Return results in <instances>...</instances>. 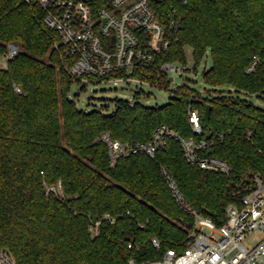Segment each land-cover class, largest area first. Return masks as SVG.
<instances>
[{"label":"trees","instance_id":"trees-1","mask_svg":"<svg viewBox=\"0 0 264 264\" xmlns=\"http://www.w3.org/2000/svg\"><path fill=\"white\" fill-rule=\"evenodd\" d=\"M164 5L180 13L182 27L161 61L186 64L190 46L197 72L210 52L205 84L264 93V0H167ZM41 19L36 4L0 0V56L9 42L21 45L8 65L0 66V247L13 252L16 264H129L132 258L141 264L169 249L183 252L195 219L177 204L162 166L200 213L222 225L226 207L246 194L243 178L264 176V106L232 90L202 93L189 81L161 106L118 99L111 113L79 108L70 95L75 81L54 48L60 38ZM170 83L163 75L160 86ZM190 110L199 113L201 133L193 129ZM161 125L184 138L213 141L203 153L226 159L231 172L190 163L175 138L154 157L136 153L110 165L103 133L149 142ZM60 182L62 194L48 191ZM98 220L93 235L90 225Z\"/></svg>","mask_w":264,"mask_h":264},{"label":"built area","instance_id":"built-area-1","mask_svg":"<svg viewBox=\"0 0 264 264\" xmlns=\"http://www.w3.org/2000/svg\"><path fill=\"white\" fill-rule=\"evenodd\" d=\"M24 1L38 5L43 27L59 36L54 48L61 50L64 67L77 83L135 81L161 87L163 75L171 80V73L187 69L184 64L179 65L181 62L160 60V55L177 41L182 27V16L176 9H166L167 0ZM7 47L8 51L0 56L2 67L21 50V45L14 41ZM255 65L256 62L248 71H253ZM15 89L21 91L18 85ZM135 102L130 100L132 106ZM190 121L194 131L201 133L197 110H190ZM168 138L179 140L187 160L201 169L231 172L232 166L226 159L203 153L213 141L184 138L167 125L159 126L149 142H124L112 138L109 132L101 135L109 148L111 166L121 157L136 153L154 157L159 148L166 147ZM162 174L177 204L193 215L195 229L183 252L169 249L162 258L141 264H264V176L253 175L250 182L248 176L243 178L246 194L240 203L226 207V221L218 226L187 199L168 167L162 166ZM48 191L62 194L61 182L49 185ZM105 218L115 221L109 214ZM99 224L100 220L91 227L93 235L98 234ZM152 242L156 247L161 246L157 238ZM0 264H16L9 248L0 247ZM129 264L137 263L132 258Z\"/></svg>","mask_w":264,"mask_h":264},{"label":"rangeland","instance_id":"rangeland-1","mask_svg":"<svg viewBox=\"0 0 264 264\" xmlns=\"http://www.w3.org/2000/svg\"><path fill=\"white\" fill-rule=\"evenodd\" d=\"M186 64L180 63L179 65H185L187 69L181 73H171L173 80L170 86L158 87L156 85H150L146 83H139L135 81L128 82H75L71 89V97H74L77 101L78 107L86 110L103 109L106 113H111L115 109L116 101L118 99L135 100L144 105L149 106H161L166 104L171 97L176 95V91L179 85L186 82H192L197 89L202 93H206L207 90L223 89L234 95L247 98L253 101L259 106H264V93L251 94L249 92L241 91L237 92L234 87L225 85L222 87H213L205 84L203 81V71L206 68H210L212 65V57L210 52H207L203 58L201 64L198 67V71H192L191 67L194 66L193 49L190 46L185 47ZM138 93V96H136ZM103 106H107L108 109H104ZM96 222H92L91 227H95ZM93 233V232H92ZM250 239H247V242Z\"/></svg>","mask_w":264,"mask_h":264},{"label":"water","instance_id":"water-1","mask_svg":"<svg viewBox=\"0 0 264 264\" xmlns=\"http://www.w3.org/2000/svg\"><path fill=\"white\" fill-rule=\"evenodd\" d=\"M171 80H172V77H171Z\"/></svg>","mask_w":264,"mask_h":264}]
</instances>
